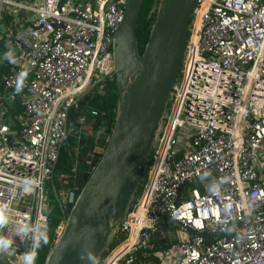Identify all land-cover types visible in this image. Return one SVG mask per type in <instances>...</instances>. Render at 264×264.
I'll use <instances>...</instances> for the list:
<instances>
[{
    "label": "built area",
    "instance_id": "obj_1",
    "mask_svg": "<svg viewBox=\"0 0 264 264\" xmlns=\"http://www.w3.org/2000/svg\"><path fill=\"white\" fill-rule=\"evenodd\" d=\"M126 2L0 0V264H36L68 113L113 76ZM144 179L107 260L151 251L165 218L180 232L168 264H264V0H197ZM57 197L56 240L76 199Z\"/></svg>",
    "mask_w": 264,
    "mask_h": 264
},
{
    "label": "water",
    "instance_id": "obj_2",
    "mask_svg": "<svg viewBox=\"0 0 264 264\" xmlns=\"http://www.w3.org/2000/svg\"><path fill=\"white\" fill-rule=\"evenodd\" d=\"M143 3L127 0L111 42L117 106L107 145L67 210L63 231L43 264H98L144 179L158 125L182 67L197 0H155L154 21L139 55L136 29Z\"/></svg>",
    "mask_w": 264,
    "mask_h": 264
},
{
    "label": "trees",
    "instance_id": "obj_3",
    "mask_svg": "<svg viewBox=\"0 0 264 264\" xmlns=\"http://www.w3.org/2000/svg\"><path fill=\"white\" fill-rule=\"evenodd\" d=\"M155 0H144L137 20L136 36L139 55L143 53L148 41L155 14L152 13ZM2 72L3 70L0 69ZM117 90L114 75L104 82L102 90L95 95H88L79 101L77 108H72L67 116V135L59 152L58 161L53 171L50 186L57 196L59 191L69 190L75 196L88 181L91 173L101 159L110 137L116 113ZM95 112L96 115L92 113ZM83 117V123L80 118ZM88 128V130H87ZM144 180L138 189L133 204L138 199ZM49 231L47 238L38 244L36 264H43L55 243L54 231L61 223L63 215L58 198L49 204ZM124 237L118 233L98 264H102Z\"/></svg>",
    "mask_w": 264,
    "mask_h": 264
},
{
    "label": "crops",
    "instance_id": "obj_4",
    "mask_svg": "<svg viewBox=\"0 0 264 264\" xmlns=\"http://www.w3.org/2000/svg\"><path fill=\"white\" fill-rule=\"evenodd\" d=\"M1 92L2 86L0 84V93ZM157 226L159 227L160 232L153 234L151 237V245L153 249L151 251L137 253L136 260L132 264H168L170 260L176 259L175 254L165 257L164 251L167 250L170 245L174 244L178 237H180L179 227L165 218H161L158 221ZM172 228L176 229V233L178 234L177 237L176 235L175 237L169 235V230ZM167 230L168 232L165 234L164 232ZM122 252L123 248H121L117 253L121 254ZM112 261L113 258L110 257L103 264H113Z\"/></svg>",
    "mask_w": 264,
    "mask_h": 264
},
{
    "label": "rangeland",
    "instance_id": "obj_5",
    "mask_svg": "<svg viewBox=\"0 0 264 264\" xmlns=\"http://www.w3.org/2000/svg\"><path fill=\"white\" fill-rule=\"evenodd\" d=\"M1 30H3L2 26H1ZM87 130H88V128H87ZM44 196L46 197V199L48 201V212H49V204L53 199L56 200L57 196H55V192H54L53 188H51L49 185H46V184L44 186ZM170 226H173V225H170ZM167 232H168V230L164 233L167 234ZM169 235L172 237H175V235H176V237H177L178 234L176 233V229H174V228L170 229ZM108 257H109V255H108ZM108 257H106L104 259L102 264L107 260ZM121 264H122V262H121Z\"/></svg>",
    "mask_w": 264,
    "mask_h": 264
},
{
    "label": "clouds",
    "instance_id": "obj_6",
    "mask_svg": "<svg viewBox=\"0 0 264 264\" xmlns=\"http://www.w3.org/2000/svg\"><path fill=\"white\" fill-rule=\"evenodd\" d=\"M10 245H11L10 240L0 238V250L7 251ZM33 260H34V257L30 259L27 254L25 255V264H33Z\"/></svg>",
    "mask_w": 264,
    "mask_h": 264
}]
</instances>
